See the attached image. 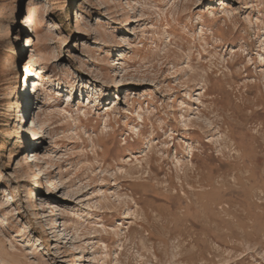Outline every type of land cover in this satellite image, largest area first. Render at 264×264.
Listing matches in <instances>:
<instances>
[{
  "label": "rangeland",
  "instance_id": "1",
  "mask_svg": "<svg viewBox=\"0 0 264 264\" xmlns=\"http://www.w3.org/2000/svg\"><path fill=\"white\" fill-rule=\"evenodd\" d=\"M0 46V264H264V0H0Z\"/></svg>",
  "mask_w": 264,
  "mask_h": 264
},
{
  "label": "bare ground",
  "instance_id": "2",
  "mask_svg": "<svg viewBox=\"0 0 264 264\" xmlns=\"http://www.w3.org/2000/svg\"><path fill=\"white\" fill-rule=\"evenodd\" d=\"M0 48H1V46H0ZM30 161H36V159H32V160H30Z\"/></svg>",
  "mask_w": 264,
  "mask_h": 264
}]
</instances>
